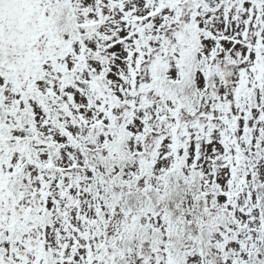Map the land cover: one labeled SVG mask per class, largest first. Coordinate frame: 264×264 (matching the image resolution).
Returning a JSON list of instances; mask_svg holds the SVG:
<instances>
[{
  "label": "snow or ice",
  "instance_id": "obj_1",
  "mask_svg": "<svg viewBox=\"0 0 264 264\" xmlns=\"http://www.w3.org/2000/svg\"><path fill=\"white\" fill-rule=\"evenodd\" d=\"M0 264H264V0H0Z\"/></svg>",
  "mask_w": 264,
  "mask_h": 264
}]
</instances>
